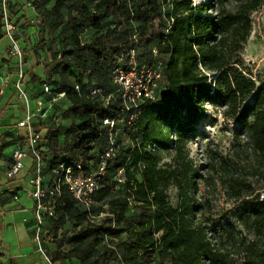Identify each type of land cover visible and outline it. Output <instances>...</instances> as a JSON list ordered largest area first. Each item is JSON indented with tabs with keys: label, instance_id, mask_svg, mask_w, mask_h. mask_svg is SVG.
Listing matches in <instances>:
<instances>
[{
	"label": "trees",
	"instance_id": "1",
	"mask_svg": "<svg viewBox=\"0 0 264 264\" xmlns=\"http://www.w3.org/2000/svg\"><path fill=\"white\" fill-rule=\"evenodd\" d=\"M22 2L31 6L34 1H8L17 29L23 18L18 16ZM42 2L52 3L43 14L46 19L54 18L52 30L64 34L70 27L63 38V51L55 52L46 65L49 79L38 92L30 93L32 99L42 97L43 85L48 84L53 95L66 94L39 123L46 129L41 144L43 175H49L46 182L61 164L80 165L85 175L96 172L115 132L104 120L132 118L124 127L129 145L123 147L115 141V155L108 161L95 195V202L108 198L124 173V190L108 201L107 216L101 222L91 219L95 204L88 212L68 193L48 199L55 206V215L46 226L51 221L56 238L69 222L76 227L86 224L70 239L74 248L69 252L63 251L64 239L56 240L53 261L106 264L107 254L115 252L112 264H238L226 245L217 243L207 225L196 219L191 191L196 188L199 170L189 157L188 143L197 125L207 118L205 103H212L226 106L229 117L242 116L250 143L264 152V84L257 87L239 67L240 52L252 30L251 14L264 0H246L241 11H220L216 16L207 15L205 4L195 7L193 0H40L34 4ZM87 29L96 34L85 43L82 36ZM159 44L169 52L162 59L154 53ZM52 50L44 38L34 48L37 54ZM118 67L125 71L136 67L139 74H151L154 81L160 75L161 90L153 99L144 98L137 108L126 111L121 87L115 82ZM211 73L214 81H209ZM28 85L34 91L35 86ZM94 89L100 95H92ZM108 96L111 99L105 106L102 97ZM252 96L253 105L245 106ZM63 101L68 103L63 117L71 121L65 134L56 114ZM171 152V163L161 165L163 155ZM172 183L180 193L177 207L166 192ZM133 205L137 215L129 214ZM240 219L264 235V201L248 202ZM123 232L126 238L102 249L106 235L119 238ZM232 233L233 229L225 232L233 240L229 243L236 242ZM253 254L245 264H263Z\"/></svg>",
	"mask_w": 264,
	"mask_h": 264
},
{
	"label": "rangeland",
	"instance_id": "2",
	"mask_svg": "<svg viewBox=\"0 0 264 264\" xmlns=\"http://www.w3.org/2000/svg\"><path fill=\"white\" fill-rule=\"evenodd\" d=\"M31 1L40 2V0ZM34 2L31 6L23 2L19 5L18 16L23 18H21L15 34L23 43V59L19 60L7 54L6 49L10 41L8 38L0 39V65L3 63V59H9L6 63L10 67V71L16 73L17 79L20 66L23 65L25 86H29L28 84L35 86L34 91H31L32 86L26 87L29 93L38 92L41 84L49 79L46 65L52 62L55 52L63 51L65 47L63 38L70 33V27L65 28L64 34L62 30H52L54 18L46 19L43 15L52 7L51 2H42L38 5H35ZM193 3L195 7L201 4L207 5V15L216 16L220 11L232 13L241 11L245 7L246 0H193ZM65 13H67L66 10ZM251 21V34L244 49L240 52L239 67L243 74L247 78L255 80L259 87L264 84V5L251 14ZM95 34L96 32L92 29H87L82 36L83 42H90ZM41 38H44L52 46L51 52L41 51L39 54L34 52V48ZM154 53L160 59L169 55L163 44L155 47ZM148 75L147 84L151 81L154 83V86L150 84L148 89L156 97L158 91L161 90L162 80L157 78L154 81L152 80L153 76ZM214 78L215 74L211 73L209 81ZM132 80L134 79L132 78ZM253 103L254 96L245 103V106L251 107ZM67 107V101H63L56 111L62 134H65L71 126V121L63 117ZM204 107L207 118L197 125L196 132L188 143L189 157L193 160L194 167L199 170L196 188L191 191L192 207L195 209L196 219L199 223L207 225L210 236H216L217 243L226 245L231 257L238 264H245L254 255L253 253L264 264V235H258L251 225L243 224L240 219L248 202L258 199L264 201V152L250 143L242 116L229 117L226 113V106L205 103ZM131 120L132 118L120 121L115 127L113 138L123 147L129 145V140L124 135V127ZM252 122L253 115L250 114L249 123ZM19 131L24 132L22 129H18ZM61 139L63 141V135ZM173 155V152L165 153L161 165L166 166L171 163ZM117 181V185L113 187L108 198L95 202L91 218L93 222H101L107 216L108 201L121 196L124 190V173L119 175ZM166 192L170 203L177 207L180 203V193L176 185L170 184ZM129 214H138L135 205L130 208ZM85 225L76 227L73 222H69L56 238L54 230H51L52 223L48 221L46 231L51 232L50 236H46L49 238L50 248L48 251L57 249L56 240L59 239L65 240L63 251L72 250L74 245L69 243L70 239L77 237ZM232 229L236 242L229 243L231 238L228 239L225 232ZM94 237L95 234L92 238ZM124 238H126L124 232L120 234L119 238L106 235L103 239L102 249L110 248L119 239ZM232 244L233 246H231ZM116 254L115 252L108 253V263L106 264H112L111 259ZM70 264L79 263L74 260Z\"/></svg>",
	"mask_w": 264,
	"mask_h": 264
},
{
	"label": "built area",
	"instance_id": "3",
	"mask_svg": "<svg viewBox=\"0 0 264 264\" xmlns=\"http://www.w3.org/2000/svg\"><path fill=\"white\" fill-rule=\"evenodd\" d=\"M9 0H2V26L5 35L10 39L12 46L10 50L11 57H16L19 60L23 59L24 50L20 46L15 37L17 30L16 25L11 21L9 15ZM30 6V4H28ZM20 66L18 79L15 83V89L18 97L24 102L25 117L17 123L18 128L25 131V135L19 137L15 143L13 151V163L8 169L6 175L9 179L18 177L25 168V160L33 158L36 168V176L32 180L33 190L29 195L36 201L35 207V237L38 251L50 263L55 264L52 257V252H49L45 247L46 236V221L55 215V206L48 199L53 197H62L65 193L70 194L81 207L90 212L95 204V195L99 190L100 181L105 173L108 161L115 155L116 147L115 140L111 138L110 147L105 154L104 160L100 168L90 174L85 175L82 167L79 165L75 168L66 164H61L51 172V178L47 183L43 175V156L41 153V144L46 137V129L39 123L46 119L53 110L55 104L66 96L65 93L53 95L51 87L48 84L43 85V95L36 99H32L30 93L25 87V73ZM115 82L121 87L126 111H131L137 108L140 101L144 98H154L152 92L148 89L150 84H147L146 73H138L136 67H132L129 71H125L122 67H118L114 71ZM148 76V75H147ZM132 78L134 80H132ZM149 78V77H148ZM160 79V75H156V79ZM146 81V82H145ZM7 82V81H6ZM147 85V86H146ZM76 91L80 92V87H76ZM92 95H100L98 89L92 91ZM46 97H49L48 99ZM111 97H102L104 105L107 106ZM123 121V117L118 119H106L104 124L110 127L112 132L116 124ZM93 216L91 215V218Z\"/></svg>",
	"mask_w": 264,
	"mask_h": 264
},
{
	"label": "crops",
	"instance_id": "4",
	"mask_svg": "<svg viewBox=\"0 0 264 264\" xmlns=\"http://www.w3.org/2000/svg\"><path fill=\"white\" fill-rule=\"evenodd\" d=\"M1 16L0 7V39H4L8 37ZM11 46L10 41L7 54H10ZM7 60L3 59L0 65V264H50L34 241L36 201L29 195L36 176L33 158L25 160V168L18 177L9 179L6 175L13 163L16 140L25 135V131L18 132L20 128L17 126L25 117L24 102L18 97L15 89L17 75L10 71ZM44 178L47 181L49 175ZM48 240L45 242L47 250L50 248Z\"/></svg>",
	"mask_w": 264,
	"mask_h": 264
}]
</instances>
